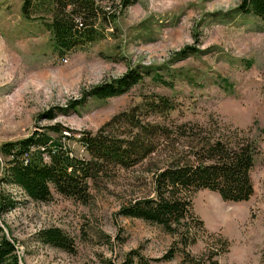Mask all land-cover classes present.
<instances>
[{
    "label": "rangeland",
    "instance_id": "1",
    "mask_svg": "<svg viewBox=\"0 0 264 264\" xmlns=\"http://www.w3.org/2000/svg\"><path fill=\"white\" fill-rule=\"evenodd\" d=\"M21 3L0 0V144L54 123L95 132L144 96L158 94L182 106L174 119L209 123L221 134L248 139L257 151L249 200L224 201L207 189L192 194L193 212L206 229L201 233L192 221H181L182 235L196 236L192 244L155 223L119 213L130 201L154 194L151 170L180 156L183 149L176 141L162 140L153 158L129 168L112 167L90 179L91 196L85 204L54 190L51 200L34 201L19 187L0 181V190L18 202L2 214L0 225L15 243L21 264H124L131 250L152 264H181L184 251L201 257L211 249L221 264H264L260 18L239 10L241 0H136L121 13L118 0H106L115 19L104 24L98 20L93 26L98 38L60 55L43 20L24 18ZM129 70L142 79L123 94L84 95ZM73 101L78 102L75 107L70 106ZM48 110L55 115L52 119L43 116ZM141 113L143 119H155ZM68 143L85 156L80 146ZM49 227H59L72 238L73 252L37 239V232ZM219 236L227 241L226 249ZM170 253V259L164 258Z\"/></svg>",
    "mask_w": 264,
    "mask_h": 264
},
{
    "label": "trees",
    "instance_id": "2",
    "mask_svg": "<svg viewBox=\"0 0 264 264\" xmlns=\"http://www.w3.org/2000/svg\"><path fill=\"white\" fill-rule=\"evenodd\" d=\"M21 2L24 18L43 20L53 47L60 55L78 44L98 38L100 33L93 27L97 26L98 20L104 24L115 19L106 0ZM135 2L118 0V11L123 12ZM238 8L253 13L264 23V0H241ZM187 48L195 51L194 47ZM182 52L187 50L184 48ZM141 79L140 73L129 70L111 83L92 87L84 95L98 98L120 95ZM77 103L73 101L70 106L75 107ZM143 111L152 114L155 119H143ZM182 111V106L171 97L149 94L139 103L115 114L95 132L77 131L61 123L42 125L23 138L0 144V181L19 187L25 196L34 201L51 200L54 190L60 196L85 204L91 196L90 179L107 173L112 167L129 168L153 158L162 140L176 141L183 149L180 156L165 167L151 170L154 194L130 201L121 207L119 213L155 223L165 232L176 234L180 242L189 238L187 244H192L196 236L187 237L179 231L182 220L192 221L198 232L206 231L203 220L193 212L192 194L207 189L218 193L224 201L249 200L254 192L251 171L257 151L248 139L221 134L209 123L174 119V113ZM43 116L52 119L55 115L48 110ZM70 141L80 146L85 156L77 155L68 143ZM17 203L0 190V218ZM37 239L73 252L72 238L59 227L39 230ZM217 240L226 249L227 241L221 236ZM215 252L211 249L197 257L184 251L181 264H221ZM171 256L172 253L164 258L170 259ZM0 264H21L15 243L1 225ZM124 264L152 263L137 250H131Z\"/></svg>",
    "mask_w": 264,
    "mask_h": 264
}]
</instances>
